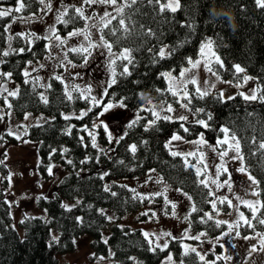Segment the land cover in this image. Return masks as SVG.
Segmentation results:
<instances>
[{
	"label": "trees",
	"instance_id": "obj_1",
	"mask_svg": "<svg viewBox=\"0 0 264 264\" xmlns=\"http://www.w3.org/2000/svg\"><path fill=\"white\" fill-rule=\"evenodd\" d=\"M122 1L123 12L117 14L115 10L107 27L104 25L108 20L100 26V33L111 49L130 52L113 58L111 79L101 100L90 101L77 88L68 93L55 75L49 76L44 89L25 79L23 67L43 56L45 40L37 34L31 38L19 32L12 35L14 47L0 62L1 69L11 73L17 82L16 95L10 101L12 111L18 118L26 113L42 116L30 122L25 133L37 142L39 172L46 177L50 161L61 163L65 171L53 196L38 195L35 199L45 215H24L18 220L22 233L12 224L4 195L6 180L0 179V264H57L56 254L72 249L75 238L84 232L92 234L95 253L107 254L111 249L107 264H158L168 253L173 259L170 264H202L196 251L182 248L179 238H170L162 247L152 243L138 227L113 223L107 238L102 239L101 229L108 219L100 207L108 206L116 215L137 209L145 198L132 186L114 179L141 176L153 168L163 181L190 197L188 220L192 229H204L209 234L222 231L225 222L207 214L211 207L208 186L179 153L173 155L176 152L167 142L174 133L184 138L202 133L215 142L224 134L223 128L239 141L242 166L256 181L259 201L255 211L243 206L247 219L239 223L238 231L243 235L259 232L264 239V223L260 222L264 220V7L257 0H180V9L172 13L160 12L155 0ZM23 3L20 14L34 13L40 6V0ZM4 6L14 9L18 3L0 0V9ZM75 9L68 6L57 20L60 33L82 25L84 18ZM10 16L0 17V55ZM204 38L210 39L219 57L210 63L213 71L231 81H242L246 74L253 76L256 99H246L238 92L227 97L218 91L200 92L189 83L187 101L194 112L193 119H165L142 109L126 124L110 153L93 145L85 128L91 125L103 102L116 101L127 108H138L148 100L175 104L176 95L169 90L162 72H177L188 57L197 54ZM161 46L166 47L163 57ZM67 55L79 60L83 52L71 49ZM236 65L244 71L237 72ZM97 138L103 145L108 143L102 125L97 127Z\"/></svg>",
	"mask_w": 264,
	"mask_h": 264
},
{
	"label": "rangeland",
	"instance_id": "obj_2",
	"mask_svg": "<svg viewBox=\"0 0 264 264\" xmlns=\"http://www.w3.org/2000/svg\"><path fill=\"white\" fill-rule=\"evenodd\" d=\"M166 2L167 0L164 3ZM121 3L122 0H117L116 5H89L84 0H44L34 13L20 14L13 11L6 25V44L0 55V62L4 53L13 49L11 38L15 32L27 34L29 38L33 34L40 35L45 40L46 51L40 58L25 64V79L40 84L44 89L49 76L55 75L61 79L68 93L70 89L77 88L88 95L90 101L101 100L111 79L112 60L124 50H109L104 39H101L100 26ZM46 5H50V9ZM70 5L83 9V23L66 33H60L56 22ZM9 8L12 6L1 9ZM105 12L110 13V16L104 17ZM77 31L79 35L69 36V33ZM71 49H87V52L82 51L83 57L77 60L68 57L67 52ZM161 49L166 52L165 46H161L160 51ZM214 60H219V57L213 50L210 39L204 38L199 44L197 54L188 57L177 72L163 70L169 90L176 93L175 104L170 101L148 100L138 108H127L120 102H103L91 125L85 128L90 140L100 150L110 153L126 124L142 109L150 110L155 116L193 119L194 112L187 101L189 83L197 91H218L222 97L237 92L244 97L256 94L253 76L246 74L242 81L223 79L210 67ZM189 61H199V64L193 68ZM6 73L9 72L0 67V179L6 180L4 195L10 205L12 224L22 233L23 229L18 225V220L24 215H45V210L36 206L35 199L38 195H54L56 183L65 168L57 161H50L46 168L48 175L44 177L39 172L37 142L26 137L25 133L28 124L40 120L42 116L26 113L18 118L14 115L10 104L12 95L9 93H16L17 82L11 76L5 75ZM193 80L196 83H192ZM169 107L172 111L168 110ZM99 125L105 130L108 140L105 145L97 138ZM174 136L180 139H173ZM227 136L228 143L225 144L218 143L225 139V133L215 142L206 139L202 133L191 138L174 133L167 142L173 152L179 153L188 165L195 168L201 180L208 186L211 207L207 214L225 222L226 227L222 231L209 234L204 229H192L188 220L192 207L190 197L181 189L163 181L153 168H149L141 176L114 179L132 186L145 200L137 209L120 215H116L108 206H101L100 209L108 219L101 229V238L105 240L111 225L116 223L140 228L144 234H148L152 243L162 247L167 245L170 238L177 237L183 249H195L203 257L202 264H215V261H219L218 264H264L262 235L259 232L243 235L238 231L239 223L247 219L243 206L249 207L251 204V211H255L259 201L256 183H253L252 177L246 171H240L243 160L240 150H235L237 139L233 140L230 134ZM225 152L227 155H224ZM51 234L56 236L54 231ZM91 240L92 234L89 232L78 235L72 249L56 254L57 264L109 263L111 249L107 254H97L91 247ZM172 261V256L168 253L158 264H170Z\"/></svg>",
	"mask_w": 264,
	"mask_h": 264
},
{
	"label": "snow or ice",
	"instance_id": "obj_3",
	"mask_svg": "<svg viewBox=\"0 0 264 264\" xmlns=\"http://www.w3.org/2000/svg\"><path fill=\"white\" fill-rule=\"evenodd\" d=\"M40 2L43 4L44 3V0H40ZM133 2H135V0H133ZM149 2H153V0H149ZM17 3H18V6L15 7L14 9L12 8H9V9H0V17H5V16H10L11 13L13 11L15 12H20L24 7H25V4L23 3V0H17ZM84 3L86 4H95V3H99V4H110V5H116L117 4V0H84ZM155 3H157L159 5V10L160 12H165V11H170L172 13H175L178 11V9H180L181 7V4H180V0H167L166 3H162L161 0H155ZM257 3L261 6V7H264V0H257ZM46 7H49L50 9V5H46ZM75 11L81 16V17H84V11L82 8H76ZM116 12L117 14H120L123 12V6H119L116 8ZM63 15V14H62ZM110 16V13L108 12H105L104 13V17H109ZM58 19H61V18H58ZM103 19V18H102ZM112 19H115V17H112ZM111 20H108L107 23H105V27H107V24L110 23ZM64 23H67L66 21H64ZM121 25L123 26L124 25V21L121 19L120 21ZM150 31V30H149ZM80 33L77 31V32H71L69 33V36H74V35H79ZM59 38V37H57ZM101 39H103V37H101ZM63 43V41H62ZM105 46L110 50L111 49V45L108 44L107 42H105ZM20 51H23V49H21ZM72 51L74 52H79V51H84V52H87V49H72ZM202 51H203V48H202ZM130 50L129 49H124V53H129ZM8 53H4V55H7ZM160 55L163 57L165 55V52H164V49H161L160 51ZM123 58L127 59L128 56L127 55H124ZM190 63H192V61H189ZM199 64V61H196L195 63H192V66L193 68L197 67ZM236 68V71L237 72H243L244 70L242 68H240L239 65H236L235 66ZM185 71H188V69H185ZM5 75H8V76H11V73H6ZM25 75H27V73H25ZM184 73L182 72L181 73V76H183ZM57 79H59V77H57ZM246 80L248 79V77L245 78ZM113 83H115V81H113ZM192 83H196L195 80L192 81ZM173 94L175 95L176 93L173 92ZM9 95H16L15 92H12V93H9ZM186 95V94H185ZM246 99H256L257 97L255 95H252L251 97H245ZM46 102V101H45ZM109 107H111V105H109ZM107 110V108L105 109ZM169 111H172L171 107H169L168 109ZM165 119H170L169 117H165ZM181 119H185L184 117H181ZM199 123L203 124L205 127H207V124L204 122V121H199ZM221 131H223L225 133V139L223 141H218V143H228V129L227 128H223L221 129ZM173 139H180V137L178 136H174ZM233 140H235V136L232 137ZM93 145L95 146V142L93 141ZM229 147H231V145H229ZM261 147H264V144L261 145ZM136 148H135V145L132 146V151L135 152ZM235 150L237 152H239V141L236 140V144H235ZM177 153H173V155H176ZM191 155V154H190ZM224 155H227V152L224 153ZM240 171H245V169L241 168ZM253 180V183H256L255 179L254 178H251ZM203 183V181H202ZM113 195H115V193H113ZM249 207H252L251 204H249ZM195 210V209H193ZM261 223H264V220H261L260 221ZM145 235L147 236L148 234L145 233ZM192 251H195V249H192ZM171 259V257H169V260ZM201 259H203V257H201Z\"/></svg>",
	"mask_w": 264,
	"mask_h": 264
}]
</instances>
